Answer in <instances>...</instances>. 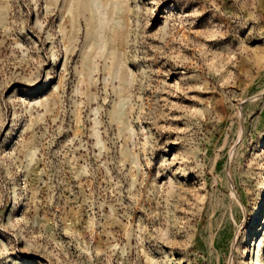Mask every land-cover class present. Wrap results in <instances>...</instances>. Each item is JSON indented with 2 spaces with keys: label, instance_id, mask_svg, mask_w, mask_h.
Listing matches in <instances>:
<instances>
[{
  "label": "rangeland",
  "instance_id": "obj_1",
  "mask_svg": "<svg viewBox=\"0 0 264 264\" xmlns=\"http://www.w3.org/2000/svg\"><path fill=\"white\" fill-rule=\"evenodd\" d=\"M0 264H264V0H0Z\"/></svg>",
  "mask_w": 264,
  "mask_h": 264
},
{
  "label": "bare ground",
  "instance_id": "obj_2",
  "mask_svg": "<svg viewBox=\"0 0 264 264\" xmlns=\"http://www.w3.org/2000/svg\"><path fill=\"white\" fill-rule=\"evenodd\" d=\"M90 1H92V0H90ZM89 2V1H88ZM96 4V3H95Z\"/></svg>",
  "mask_w": 264,
  "mask_h": 264
}]
</instances>
